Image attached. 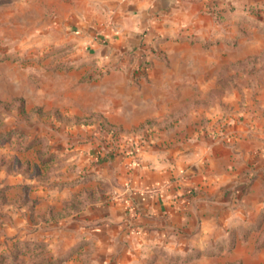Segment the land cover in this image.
I'll list each match as a JSON object with an SVG mask.
<instances>
[{"label":"rangeland","instance_id":"rangeland-1","mask_svg":"<svg viewBox=\"0 0 264 264\" xmlns=\"http://www.w3.org/2000/svg\"><path fill=\"white\" fill-rule=\"evenodd\" d=\"M97 4L0 0V264H264V136L247 134L264 128V9L143 53L86 38ZM181 143L197 180L233 182L205 213L147 226L119 177Z\"/></svg>","mask_w":264,"mask_h":264},{"label":"crops","instance_id":"crops-1","mask_svg":"<svg viewBox=\"0 0 264 264\" xmlns=\"http://www.w3.org/2000/svg\"><path fill=\"white\" fill-rule=\"evenodd\" d=\"M94 1L98 3L99 8L92 20L94 26L99 30L94 31L90 37L86 36V38L94 41L98 39L99 34L109 36L115 34L116 31L125 44L137 45L139 49L145 47L142 50L143 53L144 50L147 52L156 44L164 51L171 50L173 42L191 38L188 35L194 33L193 27L203 23V21L205 22V19L213 20V15H223L225 11L239 13L241 10L264 9V0ZM140 43L145 44L142 47L139 45ZM153 70L155 71V69ZM167 119H172L169 114L163 120ZM176 119L181 120L182 118L176 116ZM258 127L255 125V121L250 119L247 134L253 136L256 130H259L264 136L263 124L259 129ZM235 129L238 130V127ZM180 147L184 152L178 154L171 152L172 155L168 154L167 161L162 158L163 156H157V167L149 165L147 158H140L136 160L137 164L134 162L136 168L133 169V172L126 174L125 181L122 176L119 177V181L124 182L123 190L125 188L129 190V194L123 199L125 204L130 211H134V215L137 213L139 218L143 213L142 220L144 219L143 221L147 226L157 227L156 222L162 218H167L170 224L174 223L176 219L186 222L188 213L193 214L194 210H201L202 208L205 213L207 195L204 193H218L220 197L221 193L218 190L233 182L234 175L222 176L217 170L213 171L214 167L211 170L208 168L206 171H200L204 179L197 180L193 166L195 156L188 151L191 149L189 148L191 147L190 144L181 143ZM209 149L210 147L207 148V162L211 163L217 158L209 155L211 152ZM221 161L222 159H220ZM165 163H167L166 168L163 166ZM175 177L180 178L174 180ZM228 180L230 181L228 182ZM190 188H195V195L191 194V197ZM155 201L157 204L154 203ZM135 202L137 205L141 203L139 210L132 206V203L136 204ZM179 202H183L182 207L177 204ZM179 207L180 210H178Z\"/></svg>","mask_w":264,"mask_h":264}]
</instances>
